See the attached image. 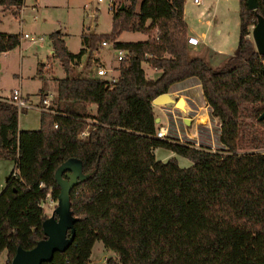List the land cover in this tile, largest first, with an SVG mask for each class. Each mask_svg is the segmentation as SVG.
Here are the masks:
<instances>
[{"label":"trees","instance_id":"16d2710c","mask_svg":"<svg viewBox=\"0 0 264 264\" xmlns=\"http://www.w3.org/2000/svg\"><path fill=\"white\" fill-rule=\"evenodd\" d=\"M255 3L249 10L246 0H237L236 47L215 69L188 57L184 0L120 3L111 13L110 32H81L77 53L67 51L58 31L48 34L51 57L64 76L54 79L56 92L48 111L39 112L38 129L18 131L16 109L0 100V160L13 164L0 191L5 264L18 247L30 250L43 239L41 202L47 194L56 202L54 172L69 159L80 162L83 176L68 194L74 238L42 264H89L95 241L117 256L103 264H264V153L247 151L264 146V121H258L264 113V57L244 39L256 16L264 19V0ZM22 4L0 0V8L13 13ZM123 32L146 40L117 41ZM106 40L126 51L115 81L73 73L84 56L87 68ZM18 45V35L0 33V53ZM142 63L159 76L148 80ZM188 78L198 81L209 118L219 123L221 151L155 138L151 101ZM155 149L191 166L180 168L174 158L156 161Z\"/></svg>","mask_w":264,"mask_h":264},{"label":"rangeland","instance_id":"374dc122","mask_svg":"<svg viewBox=\"0 0 264 264\" xmlns=\"http://www.w3.org/2000/svg\"><path fill=\"white\" fill-rule=\"evenodd\" d=\"M126 1L113 0V4L117 6L120 3H126ZM204 1L208 9H205V12H203V19L208 20L211 27L205 29L204 26H200L196 22L195 17H192V22L190 23L192 28L194 27L197 32H204L206 36L204 46H197V55L208 56V52L207 54L205 52L207 50L205 47L218 49L225 53L232 47L234 51L238 38L237 0ZM84 4L85 0H37L36 2L34 0H25V7L20 14L13 13L11 9L2 10L0 8V33L8 32L28 35L27 39L20 37L22 39L20 40L21 50L15 48L12 51L0 53V97L7 96L13 89L20 88L23 93L34 92V95L31 97L33 101H36L35 94L41 86L49 95L55 94L56 83L54 79L64 76V72L56 61L47 60V63L40 69V74L42 75L40 78H34L33 80L29 78L30 74L35 70L36 63L45 61L47 51L49 50L47 34L54 31L63 32L65 47L68 52L77 53L80 49L79 37L82 25L84 27L89 26L92 31L91 33L108 34L110 32L111 12L108 11L107 4L103 3L96 6L92 3L87 8H84ZM187 7L193 10L196 9V7L189 5ZM189 14H193V12L189 11ZM215 28L220 32L216 33ZM30 37H41L43 38V42L41 44H30ZM143 39L144 36L140 33L128 32L121 33L117 38L118 41H141ZM97 50L96 52H92L87 68L83 66L87 58L84 56L78 65L73 67V73L82 71V76L84 77H95V71L98 67L105 68L104 66L110 64L112 72L107 73L106 78L110 76L117 77L118 72L116 67L118 63L114 55L111 54L110 48H101L98 45ZM94 58L97 60H93ZM141 67L147 69V64L142 63ZM152 73L151 76L159 74L157 71H152ZM68 76L70 77L71 75L69 74ZM88 110L91 113L93 112L92 108ZM38 113V109L24 110L18 115L19 126L21 128H28V130H37ZM199 114H205L203 108L200 109ZM157 115L158 112L155 113V116ZM200 119L206 121V117H201ZM209 120L213 121L211 118ZM161 124H163V121H161ZM191 129L192 127L189 130L186 129V131L191 133ZM247 151L264 153V146L258 149H248ZM153 156L156 161L160 162L174 158L180 168L191 166V162L187 159L163 149L153 150ZM12 166L11 161L0 160V191L4 186L6 177L12 170ZM41 207L44 215L48 218L52 215L56 202L51 200V198H47L41 202ZM4 255V252L0 255V264H5L2 260ZM109 258L117 261L115 253L106 251L100 241H95L91 248L89 264H103Z\"/></svg>","mask_w":264,"mask_h":264},{"label":"crops","instance_id":"0c3cea01","mask_svg":"<svg viewBox=\"0 0 264 264\" xmlns=\"http://www.w3.org/2000/svg\"><path fill=\"white\" fill-rule=\"evenodd\" d=\"M36 1L37 0H34V2H36ZM24 3H25V0H23L22 7L18 10V12H17L18 14H20L22 12V9L25 7ZM188 5L192 6V7H196V9L193 10L190 7L188 8L187 7ZM197 7H199V8H197ZM205 9L207 10L208 6H207V4L205 3L204 0L203 1L202 0H198V4H193L192 0H184L183 9H182V20L185 23L186 28H187V35H188L187 37H191V36L192 37H197L199 39V41H200L199 45H202V46H204L203 44L205 43V38H206L205 33L204 32H197V30L194 27L193 28L191 27L190 23L192 22V17H195L196 22L200 26H204L205 29L211 27L210 22L208 20H206V19H203V12H205ZM189 11H192L193 14H189ZM58 32L61 34V39L64 41V33L61 32V31H58ZM215 32L219 33L220 31L217 28H215ZM2 33L11 34V35L16 34V35L19 36V38L21 37V35H23V34H20V33L19 34H17V33H8V32H2ZM47 36H48V34H47ZM20 40H22V39L21 38L19 39V45L16 47V48H19V50L22 49V48H20L21 47ZM145 40H146V36H144V39L141 40V41L138 40V41H119V42H142V41H145ZM237 40H238V38H237ZM47 41H48V48H49V50L47 51V56L45 57V61L36 63V67L34 68L35 70L30 74V77H29L32 80L34 78H40L42 76L40 74V72L39 73L37 72L38 64H42L44 66L47 63V60L48 61L49 60L50 61H54L52 59V57H51L52 56V49H51L50 41L48 40V38H47ZM42 42H43V38H42V41L34 43V44H41ZM79 42H80V37H79ZM30 44H33V43H30ZM64 44H65V41H64ZM205 49H207L205 52H206V54L208 52V56H206V55L199 56V55H197V51H198L197 46L196 47L188 46V57L189 58H191V57L201 58L207 64V66H209L212 69H215V68L221 66L224 63V61L227 58H229L232 55V53H233L232 47L229 48V51L227 53L221 52L218 49H212V48L209 49L208 47H205ZM93 60H97V59L94 58ZM104 67H105V69H110L111 70L110 64L108 66H104ZM142 70L144 72L145 77L148 80H155L159 76V74L151 76L153 74L152 71H154V70H151L148 67V65H147V69H143L142 68ZM17 89L20 90L21 94L31 104L32 109H30V110L38 109L37 106H38V103H39V99H47V100H49L51 102L53 100V98H54V95H55V94L54 95L53 94L49 95L48 92H46L44 90V88H42V86H41L40 88L37 89V92L35 94L36 101H33V98L31 96L34 95V92L33 93L24 92L23 93L20 88H17ZM167 94L172 99H174L175 101H180L181 100L183 102L182 109L179 110V112L181 113L182 116L188 118L187 121H189V122L185 121L186 122L185 125H189L190 126L189 128L192 127L190 132H193V128L195 126H197V128H199V130L200 129L205 130L204 129V125H207L208 121H209V123H212V122L214 124L218 123L217 120L210 121L208 115H206V114H204V115H200L199 114V111L202 108L204 109V111L206 109L207 113H209V108H208L207 104L204 101V98L202 96L201 87H200V85H199V83H198V81L196 79L188 78V79H185V80H183L181 82H177V83L172 84L169 87ZM5 97L6 96L0 97V100H3ZM171 106L172 105H166L164 107H154V106H152L154 114L156 112H158V115L156 116V118L158 119V123H156V124H161V121L164 122L165 117L163 116L162 113L160 114L161 109L171 108ZM89 108H92L93 112H94V109H95L94 106H90ZM201 117H206V121L201 120L200 119ZM38 119H39V113H38ZM17 129H18V131L28 130V128H21L19 126L18 119H17ZM2 260H3V262H5L4 261L5 260V255H4Z\"/></svg>","mask_w":264,"mask_h":264},{"label":"water","instance_id":"95a60500","mask_svg":"<svg viewBox=\"0 0 264 264\" xmlns=\"http://www.w3.org/2000/svg\"><path fill=\"white\" fill-rule=\"evenodd\" d=\"M249 10L256 7L255 0H246ZM245 40H251L256 53L264 57V19L256 16L255 23L251 27ZM183 102L175 101L167 93L157 96L151 101V106L159 107L173 105L181 110ZM264 121V113L258 118ZM158 119H154L156 124ZM54 179L59 188L56 207L50 217L46 218L41 225L43 239L30 250L17 248L10 264H42L51 260L54 253L64 252L72 243L74 238L73 218L69 210L68 194L72 187L83 179L81 165L78 160L69 159L62 163L54 172ZM67 233L69 235L67 236Z\"/></svg>","mask_w":264,"mask_h":264},{"label":"built area","instance_id":"2783aa9c","mask_svg":"<svg viewBox=\"0 0 264 264\" xmlns=\"http://www.w3.org/2000/svg\"><path fill=\"white\" fill-rule=\"evenodd\" d=\"M94 3L96 6L99 4H107L108 11L111 13L115 10L116 6L113 4V0H85L84 8H87L90 4ZM193 4H198V0H192ZM96 9V8H95ZM251 28V27H250ZM81 32L83 34L91 33V28L89 26L84 27L82 25ZM22 38L27 39L28 35H21ZM151 38L155 41L157 40V31L154 29L152 31ZM20 39V38H19ZM30 43H37L42 41L41 37L29 38ZM186 43L188 46L196 47L199 45L200 41L197 37H187ZM101 48H110L111 54L114 55L116 62L118 63L121 59L126 55V51L120 50L114 47L112 41H102L100 42ZM98 51L97 49L94 50ZM110 69H105L102 67H98L95 71V77L98 79L106 80L107 82L113 83L117 77H107V73H111ZM7 103L11 104L17 111L18 115L22 113L24 110L32 109L29 101L21 94L19 89L11 90L8 95L3 99ZM50 106V101L47 99H39L38 110L41 112H47ZM164 107V106H159ZM161 113L165 117L163 124L159 125L155 130V138L160 140H169L176 141L182 145H188L194 149L207 151L210 153H215L221 151L223 148L219 143V123L214 124L207 122V125H204V129L197 128L195 126L193 128V132L189 133L186 129H189V125H185L188 118L181 115L179 109H176L173 105L171 108L161 109ZM205 114L208 115L206 109ZM186 121V122H185ZM87 132L84 131L80 133L79 137H85ZM40 189H44L43 184H39ZM49 198L48 194L45 199ZM44 199V200H45Z\"/></svg>","mask_w":264,"mask_h":264},{"label":"bare ground","instance_id":"6f19581e","mask_svg":"<svg viewBox=\"0 0 264 264\" xmlns=\"http://www.w3.org/2000/svg\"><path fill=\"white\" fill-rule=\"evenodd\" d=\"M183 104V103H182ZM182 104H180L182 106Z\"/></svg>","mask_w":264,"mask_h":264}]
</instances>
